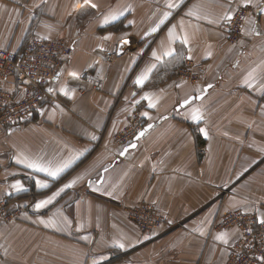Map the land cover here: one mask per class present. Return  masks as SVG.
Masks as SVG:
<instances>
[{
    "label": "crops",
    "instance_id": "0c3cea01",
    "mask_svg": "<svg viewBox=\"0 0 264 264\" xmlns=\"http://www.w3.org/2000/svg\"><path fill=\"white\" fill-rule=\"evenodd\" d=\"M245 2L0 0V50L20 53L32 36L71 47L40 109L0 126V202L20 210L0 226V264L225 263L240 234L217 229L222 217L264 220V0ZM239 8L248 18L231 46L225 16ZM188 62L197 83L178 78ZM137 119L152 127L120 158L114 137ZM25 162L68 166L53 178ZM140 203L165 224L143 234L125 213Z\"/></svg>",
    "mask_w": 264,
    "mask_h": 264
},
{
    "label": "built area",
    "instance_id": "2783aa9c",
    "mask_svg": "<svg viewBox=\"0 0 264 264\" xmlns=\"http://www.w3.org/2000/svg\"><path fill=\"white\" fill-rule=\"evenodd\" d=\"M248 18V11L239 8L227 23V42L233 46L242 37V27ZM127 41V43H125ZM123 45L129 47L131 41ZM119 47L108 61L118 55ZM71 54L70 45L60 38L41 40L32 36L20 53L0 50V126L3 128L22 124L40 109L50 81L61 71ZM178 78L197 83L198 76L192 64L186 63L178 72ZM12 82L14 89L4 84ZM145 126L140 120L132 121L120 131L114 141L119 149L130 145ZM204 152V149L199 151ZM19 209H11L9 203L0 202V226L14 221ZM127 219L142 233L150 234L165 224V217L149 203H140L125 210ZM235 228L240 237L231 247L224 264H264V223L252 214L232 211L225 214L217 226L219 230ZM2 253L0 251V262Z\"/></svg>",
    "mask_w": 264,
    "mask_h": 264
},
{
    "label": "snow or ice",
    "instance_id": "6c2138e0",
    "mask_svg": "<svg viewBox=\"0 0 264 264\" xmlns=\"http://www.w3.org/2000/svg\"><path fill=\"white\" fill-rule=\"evenodd\" d=\"M250 2H251V0H246L245 6H248V4ZM166 7L169 8V9H173V8L177 7V5L170 2V3H167L166 4ZM187 14L188 15H195V13L192 12L191 10ZM169 15H170L169 12H165L163 14V17L160 19L159 24L157 25V27L152 28L151 31L152 32H156L157 31V28L159 27V25L160 24H163L168 19ZM111 19L112 20H115V19H117V16L113 15L111 17ZM225 19L228 20V21H231L232 15L231 14L226 15L225 16ZM107 22H108V20L106 19L105 20V23H107ZM168 36H169V42L171 43V41L175 38L174 37V28L173 29H169ZM125 43H127V41H125ZM182 43L185 46H187L188 41H187V37L186 36L182 40ZM172 54L173 53H172L171 48H169V50H167L164 53L165 56H171ZM153 56L155 58L159 59V57H156V53L155 52L153 53ZM146 78H147L146 75H141V76H139L137 78V80L135 81V83L137 85H142L144 83V80ZM145 99H148L149 100V104H148L149 107H154V103L151 101V99L149 97L146 96ZM187 102L188 101H186L185 103H187ZM192 119L193 120H200L201 119V116L198 114V112H193ZM201 131H203V130H201ZM140 135H143V133H140ZM18 162H20V161H18ZM67 166L68 165L65 164L63 167H67ZM25 167L31 168V169H33L34 171H37V172H43L46 175L51 176L53 178H55L59 174V172L63 171V167L56 168L55 170H52L50 167L42 166V165H40L39 163H36V162H25ZM72 183H75V181H73ZM37 186L38 187H44L45 185L42 184L40 181H37ZM71 186H72V184L66 185V187H71ZM13 187L16 188L17 190H20V186L19 185H14ZM49 203H51V200L41 201L38 204H36L35 207L37 209H40V208L44 207L46 204H49ZM261 223H264V220H262ZM218 239H224L223 235H221L220 237H218ZM225 242H227V241H225ZM117 246L118 247H123V245H117Z\"/></svg>",
    "mask_w": 264,
    "mask_h": 264
},
{
    "label": "water",
    "instance_id": "95a60500",
    "mask_svg": "<svg viewBox=\"0 0 264 264\" xmlns=\"http://www.w3.org/2000/svg\"><path fill=\"white\" fill-rule=\"evenodd\" d=\"M210 88H211L210 86H205L202 94L190 97L189 99L186 100V101H188L187 103H185L186 101L180 103V105L176 108V110L178 111L182 108H185L187 105H189L193 101H200L201 99H203L206 96V94L208 93ZM151 127H152V125L145 126L142 129V131H140V133H143V135H140V133H138L137 136L134 138L133 142L130 145L123 148L119 157L124 158L128 151L135 149L137 142L144 136V134L146 132H148L150 130Z\"/></svg>",
    "mask_w": 264,
    "mask_h": 264
},
{
    "label": "rangeland",
    "instance_id": "374dc122",
    "mask_svg": "<svg viewBox=\"0 0 264 264\" xmlns=\"http://www.w3.org/2000/svg\"><path fill=\"white\" fill-rule=\"evenodd\" d=\"M245 25H246V23H244V24H243V27H242V31H241L242 36H243V31H244V27H245ZM227 35H228V30H227ZM241 39H242V37H241ZM241 39H240V40H241ZM238 43H239V42H238ZM227 44H228V42H227ZM228 45H229V44H228ZM143 234H144V233H143Z\"/></svg>",
    "mask_w": 264,
    "mask_h": 264
}]
</instances>
